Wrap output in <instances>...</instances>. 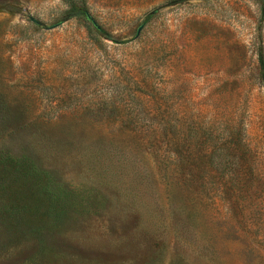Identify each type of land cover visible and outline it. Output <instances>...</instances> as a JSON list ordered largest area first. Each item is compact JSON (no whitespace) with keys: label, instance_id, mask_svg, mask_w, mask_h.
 Wrapping results in <instances>:
<instances>
[{"label":"rangeland","instance_id":"374dc122","mask_svg":"<svg viewBox=\"0 0 264 264\" xmlns=\"http://www.w3.org/2000/svg\"><path fill=\"white\" fill-rule=\"evenodd\" d=\"M262 8L0 0V264H264ZM191 151L253 188L221 198Z\"/></svg>","mask_w":264,"mask_h":264},{"label":"trees","instance_id":"16d2710c","mask_svg":"<svg viewBox=\"0 0 264 264\" xmlns=\"http://www.w3.org/2000/svg\"><path fill=\"white\" fill-rule=\"evenodd\" d=\"M264 2V0H261ZM262 14H264V9L261 10ZM71 18H82L84 20H90V16L88 11L84 7H77L73 4H70L69 8L66 11V17L65 20L71 19ZM98 32L107 37L104 32L97 27ZM258 64H259V70H260V76L262 79H264V60L262 57V53L259 50L258 53ZM160 142V139L153 138L152 142ZM173 144H178L176 140L172 141ZM229 159H235L237 158L238 161L242 159V156H236V154H232L228 156ZM209 158L207 152H198V153H187L183 158H177L175 161L176 167L179 169L186 168L187 174L191 179H194V181H199L204 184V180L208 179L211 181L210 189L217 193H221V198H245L248 192L251 191L253 188L251 181L249 180V177L252 176V168L251 167H240L239 164L237 165V168L227 171L225 168H221V160L218 161V166L221 169H216L219 172V175L215 174V171L209 169ZM208 163V164H207ZM184 176V177H186ZM222 177H226L231 181V188L230 192H224V188H220L219 186V180ZM235 182L234 186L233 183ZM257 187V185H256ZM255 188V187H254ZM225 194L228 197H222V195Z\"/></svg>","mask_w":264,"mask_h":264},{"label":"water","instance_id":"95a60500","mask_svg":"<svg viewBox=\"0 0 264 264\" xmlns=\"http://www.w3.org/2000/svg\"><path fill=\"white\" fill-rule=\"evenodd\" d=\"M93 24L95 25V23H94V22H93ZM95 26H96V25H95ZM141 29H142V27L138 28V30H137V32H136V35H135V37H137V36L139 35V33H140Z\"/></svg>","mask_w":264,"mask_h":264}]
</instances>
